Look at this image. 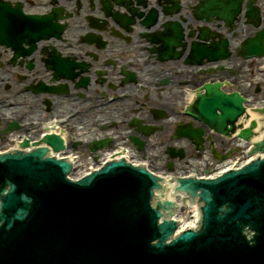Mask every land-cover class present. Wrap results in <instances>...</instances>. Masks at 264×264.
<instances>
[{"label": "water", "instance_id": "obj_1", "mask_svg": "<svg viewBox=\"0 0 264 264\" xmlns=\"http://www.w3.org/2000/svg\"><path fill=\"white\" fill-rule=\"evenodd\" d=\"M222 3L223 0H215L204 7L223 9ZM217 108L222 109L219 101L213 105L214 111ZM262 151L264 144H258L257 152ZM36 169L42 173H35ZM49 172L43 166L19 160L0 168L4 183L10 178L19 185L15 193L3 200V209L10 214L20 212L23 195L35 200L27 220L16 223L10 235L7 232L0 235V264H264V214L259 221L261 233L255 247L240 238V226L236 224L238 220L251 219L247 211L251 204L245 199V192L264 197V166L261 180L240 175L212 188L221 203L229 200L237 203L236 212L230 216L233 226L225 234L211 227L210 233L195 240L189 249L151 246L158 235L152 214H145L143 223L141 214L131 215L122 206L127 199L121 192L128 186V173L103 180L111 182L113 189H89L57 182L60 177ZM39 176L56 182L54 186L58 187L35 186ZM10 189V183L0 187V195ZM82 197L87 200L82 202ZM132 201L140 202L141 198L136 194ZM3 219L10 223L6 212L0 213V220ZM171 229L166 228L165 233Z\"/></svg>", "mask_w": 264, "mask_h": 264}, {"label": "flooded vegetation", "instance_id": "obj_2", "mask_svg": "<svg viewBox=\"0 0 264 264\" xmlns=\"http://www.w3.org/2000/svg\"><path fill=\"white\" fill-rule=\"evenodd\" d=\"M0 1H9L11 6L10 9L16 2H19L22 3L28 10L36 12L35 14L37 15L50 16L49 20L51 24H64L66 31H68L74 38H77L81 34L82 36L89 35L90 39L82 41V48L80 51L82 53V61H88L91 72L92 70L104 67V62L113 60L114 62L109 69L112 70L114 76L122 79L123 67L126 64L131 65L128 68L129 72L127 73V79L125 81L122 79L123 82L119 80L121 86L120 90L123 92L125 87H131L133 113L144 120L148 122H156L152 109L165 110L168 97L176 96L181 93L183 85L182 74H178L176 69H181L183 67V62L162 64L160 72H154L156 71L154 69L156 65L151 62H146L149 59V54L139 50L140 43L137 39H135V41L131 44H128L119 40L115 36H111L110 31H99L92 28L90 23L85 20L84 15L90 13V5L94 0ZM94 8H96L95 14L102 16L100 8L104 7L96 4L94 5ZM190 19L191 21L190 23L188 22V24L191 26L196 25V23H194V18L191 17ZM133 36L138 38L136 34ZM100 37L102 40L107 41V44L103 49L98 47V38ZM41 45L37 47V49L33 52L32 57L29 59L33 61V64L29 69L26 68L25 65H22L20 69L18 67L11 68L10 71L19 72L21 74L27 73L29 75L34 74L35 77L37 76L36 79H38L39 76H44L47 75V73H50L47 66H56V63L53 61L56 57H54L52 53L47 52L44 53L45 56L42 58L40 56V53L43 50ZM0 58L6 59L8 56H5V53L0 52ZM44 59L52 60V62L50 61L45 64ZM26 63L28 62L26 61ZM140 65L142 68L138 67ZM0 72L1 77L7 76L8 78H12L11 73L6 72L5 70H0ZM133 73H136L135 80L129 77L133 75ZM165 77H169V83L161 86L159 83ZM115 104L116 102H113L110 105L113 106ZM102 118L103 117L98 114L87 113L82 115V124L88 125L94 121L101 120ZM157 122L163 123L164 121L160 120ZM88 130L89 128H86L82 131V133H85Z\"/></svg>", "mask_w": 264, "mask_h": 264}, {"label": "bare ground", "instance_id": "obj_3", "mask_svg": "<svg viewBox=\"0 0 264 264\" xmlns=\"http://www.w3.org/2000/svg\"><path fill=\"white\" fill-rule=\"evenodd\" d=\"M192 99H193V97L191 95L187 96V101H191ZM255 118H256V115L255 114H251V119H255Z\"/></svg>", "mask_w": 264, "mask_h": 264}]
</instances>
